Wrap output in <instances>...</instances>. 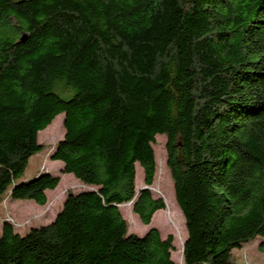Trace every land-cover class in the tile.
Instances as JSON below:
<instances>
[{
  "label": "trees",
  "instance_id": "obj_1",
  "mask_svg": "<svg viewBox=\"0 0 264 264\" xmlns=\"http://www.w3.org/2000/svg\"><path fill=\"white\" fill-rule=\"evenodd\" d=\"M68 97V98H65ZM63 114L50 156L96 190L65 194L44 226L0 233V264H176L172 236L128 232L165 208L152 146L184 219L182 264H235L264 240V0H0V203L47 202L59 178L23 179Z\"/></svg>",
  "mask_w": 264,
  "mask_h": 264
},
{
  "label": "rangeland",
  "instance_id": "obj_2",
  "mask_svg": "<svg viewBox=\"0 0 264 264\" xmlns=\"http://www.w3.org/2000/svg\"><path fill=\"white\" fill-rule=\"evenodd\" d=\"M55 119L45 130L38 133L37 142L42 144L44 149L29 160L23 179L28 180L39 172L47 171V173L50 172L51 175L59 178V184L55 190L48 193V202L45 207L39 206L33 201L12 200L6 194L0 203V230L4 223H9L15 233L24 235L31 228L44 226V224L53 220L58 211L61 210L62 199L67 191L79 193L96 190L93 186L80 183L71 174H62V163L50 160L55 145L64 136L63 114ZM165 143L166 138L164 135L156 136L155 144L152 146L156 173L152 185L148 187L152 197L161 199L165 208L154 213V222L151 219L149 225L141 224L132 211V202L127 203L131 204L130 208L123 207L119 211L127 224L129 233L143 236L149 229H156L162 239L172 236L173 250L170 253L171 259L176 264H182V247L187 234L184 219L175 201L173 182L166 166ZM143 187L145 185L143 183L142 168L136 164L135 191L137 192ZM55 196H59L58 199L54 200ZM231 258L235 264H264V240L258 238L240 249L234 250Z\"/></svg>",
  "mask_w": 264,
  "mask_h": 264
},
{
  "label": "crops",
  "instance_id": "obj_3",
  "mask_svg": "<svg viewBox=\"0 0 264 264\" xmlns=\"http://www.w3.org/2000/svg\"><path fill=\"white\" fill-rule=\"evenodd\" d=\"M42 172H47V171H42ZM48 173H50V172H48ZM49 192H50L49 190H47V191L45 192V193H46V197H47V195H48ZM59 196H60V195H59ZM59 196H55V197H54V200L58 199ZM64 197H65V196H64ZM64 197H63V199H62V203H63ZM47 202H48V199H47ZM47 202H46V204H47ZM46 204H45L43 207L47 206ZM61 205H62V204H61ZM54 218H55V217H54ZM54 218H53V219H54ZM50 222H51V221H49L48 223H50ZM48 223H46V224H48ZM46 224H44V225H46ZM1 230H2V227H1ZM1 230H0V232H1ZM19 235H20V234H19ZM21 235H23V234H21Z\"/></svg>",
  "mask_w": 264,
  "mask_h": 264
},
{
  "label": "bare ground",
  "instance_id": "obj_4",
  "mask_svg": "<svg viewBox=\"0 0 264 264\" xmlns=\"http://www.w3.org/2000/svg\"><path fill=\"white\" fill-rule=\"evenodd\" d=\"M56 120V119H55ZM54 120V121H55ZM61 127H62V124H61ZM123 207H131V204H123V205H120L119 206V209H121V208H123ZM131 214H132V212H131ZM133 215V214H132ZM154 219H155V216H153V218H152V222H154Z\"/></svg>",
  "mask_w": 264,
  "mask_h": 264
},
{
  "label": "water",
  "instance_id": "obj_5",
  "mask_svg": "<svg viewBox=\"0 0 264 264\" xmlns=\"http://www.w3.org/2000/svg\"><path fill=\"white\" fill-rule=\"evenodd\" d=\"M143 189H148V187L147 186H145V187H143V188H141V189H139L137 192H136V194H138L141 190H143ZM94 191V190H93ZM132 202V201H131ZM182 252H183V247H182Z\"/></svg>",
  "mask_w": 264,
  "mask_h": 264
}]
</instances>
